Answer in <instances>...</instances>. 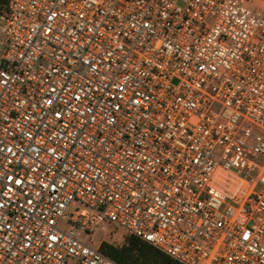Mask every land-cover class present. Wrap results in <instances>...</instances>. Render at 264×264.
Returning <instances> with one entry per match:
<instances>
[{
    "label": "built area",
    "instance_id": "1",
    "mask_svg": "<svg viewBox=\"0 0 264 264\" xmlns=\"http://www.w3.org/2000/svg\"><path fill=\"white\" fill-rule=\"evenodd\" d=\"M105 222L180 264H264V11L7 0L0 264H120L76 237Z\"/></svg>",
    "mask_w": 264,
    "mask_h": 264
},
{
    "label": "trees",
    "instance_id": "2",
    "mask_svg": "<svg viewBox=\"0 0 264 264\" xmlns=\"http://www.w3.org/2000/svg\"><path fill=\"white\" fill-rule=\"evenodd\" d=\"M7 0H0V11L6 9ZM120 264H180L147 242L127 235L125 244L114 249L103 244L100 249Z\"/></svg>",
    "mask_w": 264,
    "mask_h": 264
},
{
    "label": "rangeland",
    "instance_id": "3",
    "mask_svg": "<svg viewBox=\"0 0 264 264\" xmlns=\"http://www.w3.org/2000/svg\"><path fill=\"white\" fill-rule=\"evenodd\" d=\"M250 3L264 7V0H248ZM67 216H70L67 214ZM63 229H68L70 224L64 220L61 223ZM76 237L85 244L93 245L101 249L103 244L114 249H120L126 242L127 234L111 223L105 222L97 226H90L89 230L79 228Z\"/></svg>",
    "mask_w": 264,
    "mask_h": 264
},
{
    "label": "crops",
    "instance_id": "4",
    "mask_svg": "<svg viewBox=\"0 0 264 264\" xmlns=\"http://www.w3.org/2000/svg\"><path fill=\"white\" fill-rule=\"evenodd\" d=\"M251 4L254 5L255 7H257L258 9L264 11V7H261V8H260L259 6L255 5L254 3H251Z\"/></svg>",
    "mask_w": 264,
    "mask_h": 264
}]
</instances>
